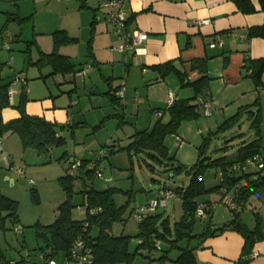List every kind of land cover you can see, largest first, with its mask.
I'll return each mask as SVG.
<instances>
[{
  "label": "rangeland",
  "instance_id": "1",
  "mask_svg": "<svg viewBox=\"0 0 264 264\" xmlns=\"http://www.w3.org/2000/svg\"><path fill=\"white\" fill-rule=\"evenodd\" d=\"M80 3V0H0L2 81L6 82L10 75H14V79L26 78L27 87L37 86L43 92L49 90L51 93L65 95L67 99L71 93L73 101L79 102L76 107L82 108L88 121L83 124L85 126L79 124L80 127L75 132L70 128L59 129L61 140L44 150L32 145L24 146L16 132L8 131L0 138V144L2 143L0 191L18 201L17 223L23 226L22 233L7 229L1 235L6 255L10 257L18 256L20 240L25 242L27 248L43 244L42 238L36 235L35 223L47 224L54 220L58 204L66 197L65 190L57 180L61 175L70 173L74 176V190L71 196L73 204L71 216L74 219L86 217V205L79 192L82 186L92 184L95 189H105L109 186L120 188L114 193L115 202L118 205L127 204L123 215L128 218L125 223L115 222L112 231L115 234L122 232L129 235H134L138 231L137 222L129 215V211L154 195L155 189L152 186L155 183L159 182L165 188L174 189L177 186H186L190 179V173L184 169L174 175L172 171H167L164 164L166 160L163 163L156 162L143 150H131L130 155L125 148L132 140L131 134L135 130L150 128L158 118L154 114L156 110L154 108L162 111L166 108L169 88L180 97L193 94L191 86L179 85L180 82L174 73H168L164 80L152 79L151 82V79L141 76V71L137 67L132 75V81H135V77L142 79L135 86L128 88L125 99L112 102L102 92L107 85L104 75L110 72L108 67L103 70L99 66L95 75L90 77L88 73L93 66L85 62L83 66L88 64L90 66L88 65L84 76L75 77L70 73L52 76L48 73L50 69L48 65L33 63L42 56V51L53 50L54 36L61 37L63 34L54 32L61 30L66 24L70 29L69 34L78 37V41L71 45L60 43L59 46H69L68 51L73 53L86 52L89 28L81 27L85 25L86 15L83 13L85 11L80 13V10L88 12L91 10L88 7H78ZM5 41L8 47L5 46ZM82 58L80 55L73 60L83 63ZM236 58L233 57L229 62L221 51L209 58L213 60L209 63L211 68L208 86L212 96L211 113L205 114L203 108H200L197 117L183 120L176 133L166 135L164 144L173 163H180L186 169H190L199 158V148L202 150L203 161L207 162L211 156L229 153L243 140L256 137V126L252 125L253 117L250 116L254 112L258 113L260 118L259 132L261 146L264 149V75L259 89L253 78L248 75L247 68L243 66L244 61L239 62V59L235 60ZM128 66L130 67V64L127 68ZM124 100L127 104H124ZM249 110L254 112L250 113ZM232 116L236 117L234 122L230 120ZM162 118L166 120L167 114L164 113ZM225 122H228V125L223 128ZM109 144L112 146H108ZM103 147L106 150L113 148L115 151L101 159L102 178L86 175L83 179L78 175L80 172L78 169L68 165L69 156L76 155L86 160L95 159L97 151ZM17 167L22 170L20 174L15 172ZM249 170H256V166H250ZM217 171L218 168L212 165L204 167L201 176L207 188L220 183ZM6 175L13 181L5 179ZM107 177L111 179L108 180ZM32 188L37 190V201L32 197ZM221 195L220 190L214 189L199 195L198 199L201 203L210 202L213 206L212 219L223 223L232 216V212L228 203L224 199L221 200ZM262 205L264 195L261 198L251 197L241 212L243 220L252 223L254 219L252 209L259 210ZM157 211H163L164 215L169 217L170 223H174L182 214L180 196L174 192ZM202 222L204 220L197 219L195 224L197 231L201 228ZM135 243L136 240L133 238L131 246H135ZM171 255H175V252ZM55 261L57 264H64V253L58 252ZM145 261L141 255L134 259L135 264Z\"/></svg>",
  "mask_w": 264,
  "mask_h": 264
},
{
  "label": "trees",
  "instance_id": "2",
  "mask_svg": "<svg viewBox=\"0 0 264 264\" xmlns=\"http://www.w3.org/2000/svg\"><path fill=\"white\" fill-rule=\"evenodd\" d=\"M80 1L81 6H85V0ZM233 1L238 9L244 13L255 11V6L251 0ZM260 1L262 7H264V0ZM128 21L129 18H127L126 23ZM59 32L63 34L61 37L54 36L53 50L50 52L42 51V56L33 62L49 65L52 68L50 74L74 72L75 64L71 62L67 55L58 51L60 43L70 42L73 38L69 37L64 30H57L54 34ZM247 35L249 37L264 35V25L250 27ZM131 49L133 50V48ZM88 54H92L91 40L88 42ZM243 66L247 68V73L253 78L254 84L261 88L262 75H264V56L253 59L245 58ZM150 67L157 70L161 77L174 72L179 79L180 85L191 86L193 94L188 97L177 98L175 96L172 101H169L168 98L167 106L163 111L159 108H154V110L156 109L154 112L158 116L156 121L150 128L135 130L131 134L132 140L125 148L130 155L131 150H143L156 162L163 163L166 160L164 162L167 166L166 170L172 171L173 175L181 169L190 173V179L186 186H177L174 189L166 188L172 191L171 195L175 192L181 198L182 214L179 219L175 220L174 223H170L169 217L164 215L163 211H157L159 207L163 206H158L154 210L143 212L138 220L134 218L138 227V231L134 235L122 232L115 234L112 231L115 222L122 221L125 223L128 218L123 215L127 204L118 205L115 202L114 193L120 188L109 186L105 189H95L92 184L87 187L82 186L79 189L86 205V217L74 219L71 216L74 176L66 173L57 178L66 192V197L58 204L54 220L47 224L35 223L36 235L42 238L43 244L27 248L25 242L20 240L21 248L18 249L19 253L16 257L6 255L1 235L7 229H12L15 233H22L23 226L21 224V230H16V226L19 224L17 223L19 219L17 211L18 201L0 191V264H18L27 261L32 264H42L44 260L42 257L40 258L39 254L43 253L45 259L55 260V255L58 252H62L66 259L77 240H83L90 248L92 260L90 264H135L134 259L137 255H141L146 259L141 264H198L194 252L195 249L201 245L205 237L214 235L225 227L234 229L243 236L241 255L235 264L248 263L251 259L249 255L255 242L264 238V215H262L260 208L259 210L252 209L255 221L253 227H249L241 217V212L251 197L257 196L261 198L264 195V167H259L258 164L259 162H264V149L261 146L259 132V115L254 110H249L250 113L254 112L250 116L253 117L252 125L256 126V137L247 141L243 140L236 149L229 153L211 156L207 162L203 161L202 150L199 148L197 162L190 169H186L182 164H176L171 161L172 157L168 154L164 139L167 134L176 133L183 120L197 117L200 114L203 101L208 100L211 102L210 96L205 93L209 86L207 58L205 56L192 58L188 70L198 73V76L194 79H190L187 72L177 68L171 60L152 64ZM81 68L82 66L75 69V71ZM9 84L8 82H3L0 75V109L9 105ZM169 90L172 89L170 88ZM115 92L111 94L107 91L104 94L108 95L110 101L118 102L119 97L123 96L124 87H117ZM27 99L24 85L21 90L20 100L16 106L20 113L19 116L4 121L0 113V138L8 131L16 132L24 146L32 145L42 150L50 147L53 143H58L62 138L59 135V129H62L64 125L58 122H51L39 115L27 113L25 110ZM165 112L168 114L167 120L162 118ZM230 120L234 122L236 117L232 116ZM227 125L228 122H225L222 127L224 128ZM108 146H112V144ZM100 149L105 151L102 156L98 154ZM100 149L97 151L95 159L86 160L80 157V165L77 167H72L69 164L68 159L78 157L71 155L67 158L68 165L78 169L80 171L78 175L82 176L83 179L86 175L102 178L103 165L101 164V159L108 157L115 150L113 148L106 150L105 147ZM249 160L253 161L248 163ZM206 165L218 168L217 173L220 176L218 185L209 188L204 185L201 173ZM252 165L256 166V170H249ZM19 169L21 170V168ZM96 169L102 171L101 175H97ZM151 170H153V167H151ZM106 179L110 180L111 178L107 177ZM157 183L159 184V182ZM161 189H165V187L161 185L154 197L159 195ZM214 189L220 190L222 194L221 200L224 199L225 190L232 193L234 201V205L232 207L229 206L232 216L217 227H214L211 221L213 206L210 202L201 203L198 199L199 195ZM31 194L33 199L37 201V190L32 188ZM151 198L131 209L129 215L133 216L136 209L148 203ZM199 206L205 211V216L197 213ZM197 219L204 220L202 229L198 231L195 229ZM7 222H10V224H7ZM133 238H135L136 243L132 247ZM25 251L26 253H24ZM174 252L175 255H171Z\"/></svg>",
  "mask_w": 264,
  "mask_h": 264
},
{
  "label": "crops",
  "instance_id": "3",
  "mask_svg": "<svg viewBox=\"0 0 264 264\" xmlns=\"http://www.w3.org/2000/svg\"><path fill=\"white\" fill-rule=\"evenodd\" d=\"M251 1L255 6V11L244 13L238 9L233 0H125L124 8L127 12V18H129L127 28H140L148 32L147 40L140 45L138 52H134L131 48L114 50L110 47L112 44L117 43L118 39L114 34L113 25L104 16V10H100V0H85V6H81L80 3L78 7H88L91 10V12L80 10V13L85 11L83 12L86 15L85 25H81V27L85 28L87 26L89 28L88 38L91 40L92 54H88V43L85 53L70 52L68 51L70 50L69 46H59L58 50L61 54L67 55L71 62L75 64L74 72H70L72 76L76 77L75 69L80 66L83 67L85 62H89L93 66L88 73L90 77L95 75L99 66L103 70L108 67L110 72L108 75H104L107 85L102 92L109 91L112 94L117 87L123 86L124 93L119 99H125L128 88L135 86L142 79L135 77V81H132V75L137 67L141 71V76L151 79V82L152 79H156V81L158 79L164 80L165 76L161 77L159 72L150 66L171 60L177 68L186 71L190 79H194L198 76V73L189 71L188 68L192 58L197 56L207 58L208 76L209 68H211L209 63L213 61L209 58L220 51L223 52L224 57L229 62L233 57H237L235 60L239 59L240 62V60L244 61L248 57L253 59L264 56V35L250 37L247 35L250 27L264 25V7H262L261 1ZM101 11L102 14H100ZM202 18H209V22H197ZM61 30H64L69 37L73 38L72 41L67 42V45L78 41V37L69 34L70 29L67 24ZM243 34L247 36L243 37ZM80 55L81 58L85 56L82 58L83 63L73 60V58H79ZM128 64H130V67L127 68ZM49 68L48 73L52 71L50 66ZM39 71L42 73L41 69ZM59 75L61 73L54 74V76ZM14 77V75H10L8 81H6L10 83L12 94L8 96L9 105L0 109L4 121L19 116L20 113L16 106L20 100L21 90L25 85L28 98L25 103L27 113L63 124L64 128H70L72 132L80 127L79 124L85 126L83 124L88 123L82 108L76 107L79 102L73 101L71 93L68 94L67 99L65 95L51 93L49 90L43 92L37 86L27 87L26 78L19 80L18 77L15 79ZM117 77L121 78L117 79ZM65 88L67 89V87ZM116 92L115 95L118 97ZM205 93H208L212 103L211 92L207 89ZM175 96L180 97L177 93H175ZM124 104H127L126 100H124ZM165 113L167 114V112ZM154 114L157 115L155 112ZM1 149L4 150L3 147ZM156 185L158 187L153 188L155 189L154 195L149 198L154 197L161 187L158 183L153 186ZM261 207V211H264V205ZM212 216L211 220H213ZM245 222L249 227H253L255 224L254 219L252 223L250 221ZM212 223L214 227H217L224 222L213 220ZM201 229L202 226L199 230ZM242 245L243 236L238 231L225 227L214 235L205 237L194 252L198 264H235L241 255ZM252 252H255L256 255L251 257L247 264H264V238L255 242ZM27 262L18 264H26Z\"/></svg>",
  "mask_w": 264,
  "mask_h": 264
},
{
  "label": "built area",
  "instance_id": "4",
  "mask_svg": "<svg viewBox=\"0 0 264 264\" xmlns=\"http://www.w3.org/2000/svg\"><path fill=\"white\" fill-rule=\"evenodd\" d=\"M124 2L125 0H100L99 7L103 9V13L105 18L113 25V31L118 39V42L111 45V48L114 50H125L126 48L130 47L133 48L135 52H138L140 45L147 40L148 38V32L140 29V28H133L128 29L127 28V12L124 8ZM199 23H208L209 18H202L197 20ZM241 36V35H240ZM243 37H246V34L242 35ZM5 46L8 47L7 42L5 41ZM221 44V42H219ZM87 66H83L81 69L75 71L76 76H84L87 73ZM8 94H12V88L11 86L8 87ZM175 97V94L172 90H168V98L169 101H172ZM202 108L205 114L211 113V102L208 100H205L202 102ZM159 113V112H157ZM98 154L102 156L105 154V151L103 149H100L98 151ZM81 158L80 157H73L68 159L69 164L72 167H77L80 165ZM253 160H249L248 163H251ZM259 167H264V162H259ZM15 172L17 174L21 173V170L19 168L15 169ZM101 170L96 169L97 175H101ZM221 174V173H220ZM224 201L228 203L230 207L234 205L233 201V195L230 192H226L224 190ZM172 194V191L170 189H161L159 195H157L154 198H151L148 203L143 204L133 214V217L135 219H139L141 217V214L143 212L154 210L158 206H164L166 203V199L168 196ZM140 212V213H139ZM197 213L205 216V211L202 209V207L199 206L197 208ZM21 225L18 224L16 226V230H21ZM44 254V253H43ZM43 254H39L40 258H43L42 264H57L54 259H45ZM255 252L250 253V257L255 256ZM92 262L91 260V250L90 248L85 244L83 240H77L69 253V256L65 259L64 264H90ZM26 264H32L30 261H28Z\"/></svg>",
  "mask_w": 264,
  "mask_h": 264
},
{
  "label": "water",
  "instance_id": "5",
  "mask_svg": "<svg viewBox=\"0 0 264 264\" xmlns=\"http://www.w3.org/2000/svg\"><path fill=\"white\" fill-rule=\"evenodd\" d=\"M5 179H9L10 181H13V179L12 178H10L9 176H5ZM155 187H158L157 185L156 186H152V188H155Z\"/></svg>",
  "mask_w": 264,
  "mask_h": 264
}]
</instances>
